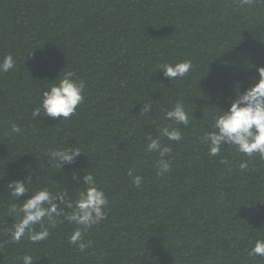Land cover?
I'll return each mask as SVG.
<instances>
[{"label": "trees", "instance_id": "obj_1", "mask_svg": "<svg viewBox=\"0 0 264 264\" xmlns=\"http://www.w3.org/2000/svg\"><path fill=\"white\" fill-rule=\"evenodd\" d=\"M9 53L17 65L0 74V230L14 223L4 215L11 203L6 185L30 173L37 183L57 175L50 179L74 191L82 185L71 172L82 179L89 169L109 205L107 219L87 233L86 251L68 242L75 226L65 222L38 246L25 241L0 249V264H20L24 253L36 264H264L248 255L264 239V161L232 149L210 157L198 141L210 127V107L226 109L223 97H234L235 82L247 87L259 79L264 3L0 0V58ZM184 59L194 65L184 80L170 82L157 72L161 61ZM66 71L86 83L84 104L61 123L32 121L42 92ZM147 98L154 115L144 120L138 114ZM177 100L196 120L182 129L181 143L163 141L172 143V166L157 177L158 156L145 152L144 137L158 134L161 109ZM11 123L23 134L6 136ZM66 143L82 146L85 156L62 175L46 172L47 150ZM244 160L248 167L241 170ZM129 168L143 176L141 188Z\"/></svg>", "mask_w": 264, "mask_h": 264}, {"label": "clouds", "instance_id": "obj_2", "mask_svg": "<svg viewBox=\"0 0 264 264\" xmlns=\"http://www.w3.org/2000/svg\"><path fill=\"white\" fill-rule=\"evenodd\" d=\"M264 3V0H259ZM239 6L251 5L253 0H238ZM17 60L13 54H5L0 58V74L10 73L16 69ZM194 71L191 59L169 62L161 61L157 65V72H162L170 82L184 80ZM259 79H253L247 87L241 81L233 86L234 97L224 96L226 109L210 107L214 111L210 114V127L206 129L198 141L203 145L210 157H222L223 150L232 149L236 153L247 157L248 160L259 158L264 161V66L257 67ZM56 83H50L47 90L39 97V104L35 106L30 119L47 118L52 121L60 118V123L76 115L78 107L85 102L86 83L78 78L73 71H66ZM243 88V90H241ZM220 97H217V103ZM154 101L147 98L142 103L139 117L149 120L153 115ZM165 123L158 126V134L145 135V152L157 154L156 176L163 177L169 173L172 166V143L184 140L182 129L190 127L193 114H190L183 100H177L167 108L161 109ZM23 129L18 123H11L6 136L22 135ZM85 156L82 146H65L49 148L45 154L44 166L46 172H56L62 175L65 166L71 167L77 158ZM248 160L240 164L241 170L248 167ZM225 162L221 159V163ZM135 169L129 168L127 175L139 189L143 176L134 175ZM32 173L23 179L12 180L6 185L8 203L4 208V215L14 221L10 227L0 230V249L8 244L21 245L25 241L38 246L50 239L52 229L67 222L74 225L68 236V242L77 247L80 252L90 247L86 239L89 230L107 219L109 198L104 187L100 186L94 172L85 170L82 179L77 171L71 172V180L76 185H82L74 191L69 187L53 182L50 177L44 183L33 181ZM3 176H0L2 179ZM65 179L67 177H64ZM21 197H26L22 202ZM67 209V211H66ZM4 223L7 225L6 220ZM249 257L264 258V239H256L248 251ZM40 258V257H39ZM20 264H36L39 260L31 253H24L17 257Z\"/></svg>", "mask_w": 264, "mask_h": 264}]
</instances>
